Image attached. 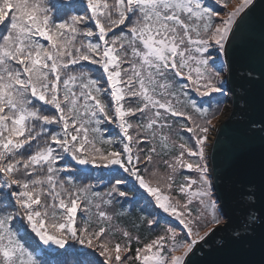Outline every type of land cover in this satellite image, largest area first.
<instances>
[{"label":"snow or ice","instance_id":"6c2138e0","mask_svg":"<svg viewBox=\"0 0 264 264\" xmlns=\"http://www.w3.org/2000/svg\"><path fill=\"white\" fill-rule=\"evenodd\" d=\"M230 2L0 0V264L264 252V0Z\"/></svg>","mask_w":264,"mask_h":264},{"label":"water","instance_id":"95a60500","mask_svg":"<svg viewBox=\"0 0 264 264\" xmlns=\"http://www.w3.org/2000/svg\"><path fill=\"white\" fill-rule=\"evenodd\" d=\"M259 2L260 0H258V4ZM261 11L262 9L258 7L257 14L259 15ZM252 48L255 54L256 66L260 67V58H261L262 50H264V41H262L259 33H256L253 38ZM249 100H250V104L253 107L257 109L259 108L261 102V89L259 85L254 87V89L250 94ZM228 101L230 103V108H229V112H230L234 108V105L232 104L231 100ZM229 112L227 117L221 120V121H226L227 126L219 131L218 142L216 144V147L211 150L212 155H214L215 159L214 161H210V162L214 163L216 166H221L228 158L230 145L232 144L233 140L235 139L239 131V121L236 116H233L230 122L227 121ZM214 135H216V133H214ZM229 258L245 259L251 261L252 264H261V262L264 261V252H261L260 248L256 246L254 250H252L251 252H246L240 254L239 256H230Z\"/></svg>","mask_w":264,"mask_h":264},{"label":"rangeland","instance_id":"374dc122","mask_svg":"<svg viewBox=\"0 0 264 264\" xmlns=\"http://www.w3.org/2000/svg\"><path fill=\"white\" fill-rule=\"evenodd\" d=\"M239 0H234L230 5H229V8H233L235 6V3H238ZM224 108H225V111H224V114L220 117H218V120L221 121L223 120L225 117H227L228 115V112H229V108H230V103L228 100L224 101V104H223ZM214 123H217V121H214ZM214 135V134H213Z\"/></svg>","mask_w":264,"mask_h":264},{"label":"trees","instance_id":"16d2710c","mask_svg":"<svg viewBox=\"0 0 264 264\" xmlns=\"http://www.w3.org/2000/svg\"><path fill=\"white\" fill-rule=\"evenodd\" d=\"M234 1V0H233ZM232 2H230V3H228V8H229V5L231 4ZM230 9V8H229ZM192 95L194 96V98H197V99H199L198 97H195V93H192ZM126 207H127V205H126ZM133 212L135 213V208H133ZM125 223H127V221H125ZM134 231V230H133ZM141 233L142 234H146V229H141Z\"/></svg>","mask_w":264,"mask_h":264}]
</instances>
